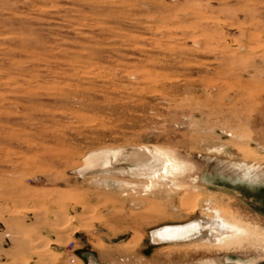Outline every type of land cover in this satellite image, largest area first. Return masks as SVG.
Segmentation results:
<instances>
[{"label":"rangeland","instance_id":"374dc122","mask_svg":"<svg viewBox=\"0 0 264 264\" xmlns=\"http://www.w3.org/2000/svg\"><path fill=\"white\" fill-rule=\"evenodd\" d=\"M87 254L264 264V0H0V264Z\"/></svg>","mask_w":264,"mask_h":264},{"label":"bare ground","instance_id":"6f19581e","mask_svg":"<svg viewBox=\"0 0 264 264\" xmlns=\"http://www.w3.org/2000/svg\"><path fill=\"white\" fill-rule=\"evenodd\" d=\"M121 157L123 156L118 153V151H109L106 153L93 152L89 154L86 159H84L85 167L81 171L84 172L89 170L93 171L96 169H106L112 166L111 164L114 163L112 161H118L117 159ZM171 166L175 167L174 165ZM160 168L163 170V172H168V163L162 162ZM204 219L199 216L195 219H190L181 223L163 224L150 231V239L152 238L153 241L157 240L162 243H177L197 237H204L205 240L211 241L212 243V241L228 236L230 234V230H232V228L229 227L219 216H213L210 220ZM87 256L89 258V264H100L99 261L91 254H87Z\"/></svg>","mask_w":264,"mask_h":264},{"label":"built area","instance_id":"2783aa9c","mask_svg":"<svg viewBox=\"0 0 264 264\" xmlns=\"http://www.w3.org/2000/svg\"><path fill=\"white\" fill-rule=\"evenodd\" d=\"M70 259H71V261H74V258L72 257V255H70Z\"/></svg>","mask_w":264,"mask_h":264}]
</instances>
